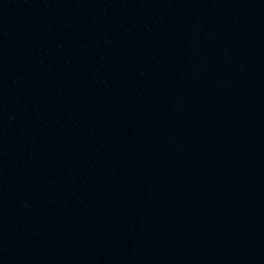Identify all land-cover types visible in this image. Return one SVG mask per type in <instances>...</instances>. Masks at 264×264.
Here are the masks:
<instances>
[{
	"label": "water",
	"instance_id": "water-1",
	"mask_svg": "<svg viewBox=\"0 0 264 264\" xmlns=\"http://www.w3.org/2000/svg\"><path fill=\"white\" fill-rule=\"evenodd\" d=\"M0 264H264V0H0Z\"/></svg>",
	"mask_w": 264,
	"mask_h": 264
}]
</instances>
